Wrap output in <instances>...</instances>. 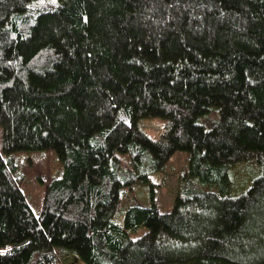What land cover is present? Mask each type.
<instances>
[{
    "label": "trees",
    "instance_id": "16d2710c",
    "mask_svg": "<svg viewBox=\"0 0 264 264\" xmlns=\"http://www.w3.org/2000/svg\"><path fill=\"white\" fill-rule=\"evenodd\" d=\"M0 128V264H264V0H0ZM45 149L63 174L35 215L3 154ZM176 151L161 212L149 175Z\"/></svg>",
    "mask_w": 264,
    "mask_h": 264
},
{
    "label": "rangeland",
    "instance_id": "374dc122",
    "mask_svg": "<svg viewBox=\"0 0 264 264\" xmlns=\"http://www.w3.org/2000/svg\"><path fill=\"white\" fill-rule=\"evenodd\" d=\"M219 119V111L213 108L208 114L195 118V121L203 125L207 130L211 129ZM144 131L150 136H156L163 129V124L156 120H147L142 123ZM2 149V131L0 128V150ZM7 167L15 182L26 197L33 213L38 215L46 187L54 179L63 174V165L53 150H23L4 155ZM188 154L185 151H176L169 158L163 171L150 173V180L155 183L154 198L161 212H168L176 195L178 178L188 170ZM257 167L249 162H241L234 165L228 171V179L231 183L232 193L246 190L252 180L257 176ZM244 186L243 189H240ZM126 187H123L125 189ZM133 193L141 203L148 199L150 191L145 186H135ZM128 198L122 194L114 215L116 223L122 222L124 212L129 207ZM144 226H138L129 231V236L134 239L145 233ZM71 258L70 260H72ZM75 264H81L75 261Z\"/></svg>",
    "mask_w": 264,
    "mask_h": 264
}]
</instances>
